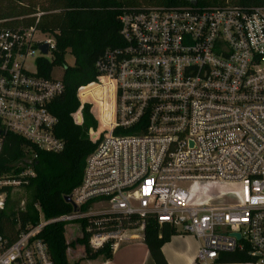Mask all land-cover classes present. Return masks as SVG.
<instances>
[{
	"label": "built area",
	"instance_id": "1",
	"mask_svg": "<svg viewBox=\"0 0 264 264\" xmlns=\"http://www.w3.org/2000/svg\"><path fill=\"white\" fill-rule=\"evenodd\" d=\"M119 25L122 46L95 64L96 99L81 102L80 88L71 115L80 126L89 105L97 124L67 196L72 211L45 220L35 205L36 225L16 227L10 243L0 235V264H54L44 227L80 222L93 251L142 240L154 222L195 238L199 263L238 255V264H264V7L158 8L124 13ZM54 49L37 26L0 30V213L35 178L39 153L64 150L51 112L62 79L38 75L37 60ZM104 105L108 128L99 132ZM8 136L26 146L3 163Z\"/></svg>",
	"mask_w": 264,
	"mask_h": 264
},
{
	"label": "trees",
	"instance_id": "2",
	"mask_svg": "<svg viewBox=\"0 0 264 264\" xmlns=\"http://www.w3.org/2000/svg\"><path fill=\"white\" fill-rule=\"evenodd\" d=\"M229 4L235 7H264V0H0V30H20L37 26V29L54 37L55 49L52 60H37L38 75L48 78L54 67L63 68V93L51 106L52 114L58 124L55 135L64 142L60 153L38 154L35 166L36 176L25 188L29 201L24 212L9 207L19 202H7V210L0 213V235L10 243L16 236V227L24 229L38 223L40 213L45 220L55 218L72 211L65 197L69 196L81 182L86 158L94 151L95 145L89 141L88 132L97 124L90 113V106L81 110L82 124L73 122L71 115L79 108L77 92L80 88L96 81V62L108 50L122 46L119 35V17L124 13L140 12L158 8L212 7ZM40 14L39 19L36 15ZM38 20V22H37ZM68 51V52H67ZM69 53L74 64L68 67L64 63ZM86 89H81L78 97L81 102L88 100ZM26 143L21 139L8 136L4 145L1 162L11 163L22 155ZM80 225V228L78 227ZM76 228L77 238L67 242L64 224H52L44 227L39 238L48 246L54 264H70L67 251L76 246L83 248L82 260L107 262L112 259V243L98 250L88 247V235L82 231L80 222ZM123 227L126 221L121 220ZM175 231L168 226L158 227L154 222L146 225L142 241L149 253L152 264H167L162 256V246L169 242ZM79 260L73 264H79ZM244 258L238 255H226L224 263H239Z\"/></svg>",
	"mask_w": 264,
	"mask_h": 264
},
{
	"label": "crops",
	"instance_id": "3",
	"mask_svg": "<svg viewBox=\"0 0 264 264\" xmlns=\"http://www.w3.org/2000/svg\"><path fill=\"white\" fill-rule=\"evenodd\" d=\"M125 247V248H123ZM123 248V250H119ZM198 241L185 235L175 234L161 248V253L167 264H202L197 261ZM120 251V252H119ZM119 252V253H118ZM101 262V261H100ZM101 264H152L146 245L141 239L113 250L112 259ZM238 264V263H224Z\"/></svg>",
	"mask_w": 264,
	"mask_h": 264
},
{
	"label": "rangeland",
	"instance_id": "4",
	"mask_svg": "<svg viewBox=\"0 0 264 264\" xmlns=\"http://www.w3.org/2000/svg\"><path fill=\"white\" fill-rule=\"evenodd\" d=\"M45 35L48 38H50V39H54V37L52 35H50V34H45ZM48 60L51 61L52 57L48 56ZM64 63L68 67L73 66L74 59H73L72 55H70L69 53L65 54ZM25 66H26V68H27V70L29 72H31V73L35 72L36 71V61H35V59H29L26 62ZM51 74L56 79H62V77H63V68L62 67H54L52 69ZM86 88H87L86 92L88 94V97H87L88 100H83V101H94V99H96L97 91H100V87L91 84V85H89L87 87H83L82 89H86ZM105 109L109 110V107L104 105L103 106V110H102L101 107L99 109V113L98 114H99L100 128L108 127L107 123L103 119V114H104V110ZM28 198H29V193L28 192L20 191V192L14 193L11 196V198H10V202H11L10 206H14L12 203H15V202L16 203L19 202V205H16L14 207H9L8 208V212L11 211V210L13 211L14 209L18 210L21 207L20 203L21 202H25V204H26V202L29 201ZM75 227L76 226L74 224H69L66 227V229H65V237H66L67 242L74 241L77 238L76 228ZM131 234L132 233H130L128 235H131ZM137 240H138L137 238L129 239V240L125 241V242L120 243L119 247L120 246H125V245H127V244H129L131 242L137 241ZM123 248H125V247H123ZM123 248H121L119 250L121 251V250H123ZM67 255H68V259H69L70 264H73V263L83 259V257H84L83 248L80 247V246H76L74 249L70 248L67 251ZM79 264H101V262L99 260H95V261L82 260V261H80Z\"/></svg>",
	"mask_w": 264,
	"mask_h": 264
},
{
	"label": "water",
	"instance_id": "5",
	"mask_svg": "<svg viewBox=\"0 0 264 264\" xmlns=\"http://www.w3.org/2000/svg\"><path fill=\"white\" fill-rule=\"evenodd\" d=\"M40 50H41V52H42L43 55H46L47 54V47L46 46H42L40 48ZM65 202L66 203H70L71 202L70 197H65ZM236 238L239 239V236L236 235Z\"/></svg>",
	"mask_w": 264,
	"mask_h": 264
},
{
	"label": "bare ground",
	"instance_id": "6",
	"mask_svg": "<svg viewBox=\"0 0 264 264\" xmlns=\"http://www.w3.org/2000/svg\"><path fill=\"white\" fill-rule=\"evenodd\" d=\"M105 82H106V80H104ZM85 102V101H84ZM107 109H105L104 111H106ZM97 118H98V121H99V114H98V116H97ZM108 127H105V128H100V121H99V124H98V131L99 132H101L102 130H104V129H107Z\"/></svg>",
	"mask_w": 264,
	"mask_h": 264
}]
</instances>
